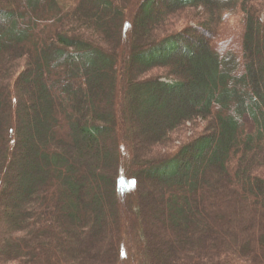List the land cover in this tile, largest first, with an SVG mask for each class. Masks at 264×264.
I'll list each match as a JSON object with an SVG mask.
<instances>
[{
  "label": "trees",
  "instance_id": "trees-1",
  "mask_svg": "<svg viewBox=\"0 0 264 264\" xmlns=\"http://www.w3.org/2000/svg\"><path fill=\"white\" fill-rule=\"evenodd\" d=\"M0 264H264V0H0Z\"/></svg>",
  "mask_w": 264,
  "mask_h": 264
},
{
  "label": "rangeland",
  "instance_id": "rangeland-1",
  "mask_svg": "<svg viewBox=\"0 0 264 264\" xmlns=\"http://www.w3.org/2000/svg\"><path fill=\"white\" fill-rule=\"evenodd\" d=\"M208 16H209L208 10L202 6L187 8L182 13L179 27L183 28V27H185V24L194 23V22L203 24V23H205L204 21ZM239 23H240V21H239L238 17H236L235 15H231V17L228 19V23L221 22V20L219 21L218 32L220 34L222 33L223 37L228 38L230 36L232 37L231 32H230V30H232V31H235V33H236L235 37H237L240 30H237L235 28L238 27L237 24H239ZM206 26L207 25H205L204 27H206ZM233 27H235V28H233ZM200 28H202V27H200ZM222 29H224V31H222ZM199 30H200V32H198L196 34H198L199 36H201L204 39L208 37V35L204 31H202V29H199ZM153 72H154L153 74H158V75H162L165 73V71L163 69H156ZM155 116L156 115L152 113L147 118L143 119L145 127H148L149 129H151L152 127H155V125H156ZM245 120H246V123L248 125L249 130L252 131L254 129V123L251 121V119L249 117H246ZM189 125L190 124H188V126ZM201 125L203 126V125H205V123L202 122ZM191 134H192V130L190 129L187 133V136H190ZM152 182H153L152 177L149 176L148 179L145 181V184L148 187V189L152 190V195H154V198H156L155 194H154L155 187L150 188L152 186ZM3 212L4 213H10L11 210L3 208ZM1 219L3 222H5L4 216Z\"/></svg>",
  "mask_w": 264,
  "mask_h": 264
}]
</instances>
